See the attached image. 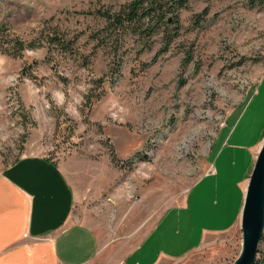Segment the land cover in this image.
<instances>
[{"label":"rangeland","instance_id":"obj_1","mask_svg":"<svg viewBox=\"0 0 264 264\" xmlns=\"http://www.w3.org/2000/svg\"><path fill=\"white\" fill-rule=\"evenodd\" d=\"M131 1L0 0L7 28L0 34V163L40 156L64 168L73 217L100 240L90 264H128L166 212L183 204L216 163L229 117L264 74V4L193 0L166 50L160 37L150 51L138 38L116 53L99 47L93 13ZM54 30L77 37L79 55L47 48L12 55L14 38L45 44ZM242 248L241 229L160 264H235ZM259 250L264 255V232Z\"/></svg>","mask_w":264,"mask_h":264},{"label":"crops","instance_id":"obj_2","mask_svg":"<svg viewBox=\"0 0 264 264\" xmlns=\"http://www.w3.org/2000/svg\"><path fill=\"white\" fill-rule=\"evenodd\" d=\"M220 132L218 159L181 206L167 211L128 264L183 258L212 235L241 231L249 177L264 142V74ZM223 136V137H222ZM75 193L64 168L40 156L0 163V264H90L96 232L73 217Z\"/></svg>","mask_w":264,"mask_h":264},{"label":"trees","instance_id":"obj_3","mask_svg":"<svg viewBox=\"0 0 264 264\" xmlns=\"http://www.w3.org/2000/svg\"><path fill=\"white\" fill-rule=\"evenodd\" d=\"M193 0H132L120 9L102 8L93 13L97 21V30L92 37L98 41L101 48H115V53L122 48L131 38H138L142 51H150L153 48V39L160 37L163 48L166 50L180 36L181 12L188 8ZM250 6L263 5V1L249 0ZM6 26L0 24V34L4 35ZM45 44L39 38L30 42L21 39L12 40L10 46L12 55H21L26 50H38L47 48L56 50L63 55L74 57L79 55L77 37L69 39L57 30L44 36ZM117 73V71L115 72ZM246 103L245 101L243 104ZM241 104L240 107H243ZM114 163H119L115 152L112 150ZM212 152V151H211ZM259 255L255 264H264V255Z\"/></svg>","mask_w":264,"mask_h":264},{"label":"water","instance_id":"obj_4","mask_svg":"<svg viewBox=\"0 0 264 264\" xmlns=\"http://www.w3.org/2000/svg\"><path fill=\"white\" fill-rule=\"evenodd\" d=\"M241 229L243 248L235 264H255L264 232V142L249 179Z\"/></svg>","mask_w":264,"mask_h":264}]
</instances>
